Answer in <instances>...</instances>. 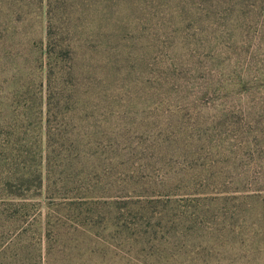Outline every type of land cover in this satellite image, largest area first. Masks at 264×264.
<instances>
[{"label":"trees","instance_id":"obj_1","mask_svg":"<svg viewBox=\"0 0 264 264\" xmlns=\"http://www.w3.org/2000/svg\"><path fill=\"white\" fill-rule=\"evenodd\" d=\"M249 8L0 0V61L11 69L0 79V122L10 130L0 143V264L105 262L113 244L104 232L133 240L137 258L158 255L163 223L214 214L204 205L224 180L219 162L188 160L203 154L200 144L230 149V138L197 137V124L167 112L264 110V0ZM254 131L231 157L260 153L262 172L248 170L247 180L264 182V131Z\"/></svg>","mask_w":264,"mask_h":264},{"label":"rangeland","instance_id":"obj_2","mask_svg":"<svg viewBox=\"0 0 264 264\" xmlns=\"http://www.w3.org/2000/svg\"><path fill=\"white\" fill-rule=\"evenodd\" d=\"M254 1L250 0L248 13L253 9ZM32 48L29 47L23 53L31 55L34 52L31 51ZM17 51L15 49L12 53L16 54ZM30 61L29 65L32 66ZM10 70L8 63L2 64L0 61V79L3 76L9 78ZM6 112L9 113V110H4ZM167 114H180L190 126L197 124V137L204 136L208 141L210 138L217 139L219 135L230 138L229 144L233 146L230 149L228 146L215 151L200 144L203 154L193 157L190 154L188 160V163L192 160L202 162L205 159L219 162L218 171L222 172L219 175L224 180L210 185L206 193L209 200L204 205L206 210L214 211V214L202 218H173L168 224L163 223L170 230L166 235L159 234L157 241L153 242L160 250L158 255L141 253L137 258V251L128 253V245L134 244L133 240L128 242L125 235L121 237L104 232L102 237H107L108 242L113 244L106 253L107 261L101 262L99 258H95L94 261H83L81 264H264V182L254 179L256 176H253L254 180H247L248 170L257 176L262 172L253 161V156L260 153L253 150L244 153L247 158L231 157L235 151L243 148L245 142L250 141L243 134L244 130L264 131V110L219 109L208 104L186 110L172 109ZM224 114L230 118L227 123L220 119ZM5 127L0 122L1 144L10 131L4 130ZM31 129L28 131H33ZM252 145L255 149L263 147L256 146L255 142ZM193 166L194 164H189V167ZM171 167L174 171H181L184 168L182 159L174 158ZM175 200L181 205L195 204V201L185 203L180 197ZM138 238L140 241L147 240ZM137 246L141 248L142 244Z\"/></svg>","mask_w":264,"mask_h":264}]
</instances>
